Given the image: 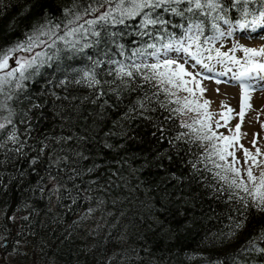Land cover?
<instances>
[{"label": "snow or ice", "instance_id": "6c2138e0", "mask_svg": "<svg viewBox=\"0 0 264 264\" xmlns=\"http://www.w3.org/2000/svg\"><path fill=\"white\" fill-rule=\"evenodd\" d=\"M60 11V18L46 13L44 21L34 24L22 39L0 47V153L8 159L26 155L33 129L28 113L17 112L14 105L23 97L31 108L41 107L32 103L29 84L43 69L59 66L63 59L83 57L87 63L73 69L72 78L66 76L59 85L86 86L95 94L91 103L103 100L101 108L134 97L122 119L152 120V113H166L154 122L152 136L159 133V142L177 154L184 145L193 174L234 213L219 238H235L246 227L251 211L264 213V152L257 146L258 134L252 140L254 152L240 143L246 135L241 128L251 108V93L264 88V45L248 47L237 38L264 40V0H68ZM125 36L136 37L132 46L121 42ZM225 41L231 46L226 48ZM217 65L223 68L218 75L231 74L241 88L239 112L222 103L227 111L214 114L211 101L203 98L202 81L215 79ZM105 97H113L116 104ZM215 115L220 119H214ZM237 117L234 128L229 127ZM57 140L82 143L84 138L73 134ZM47 147L41 142L38 152L44 154ZM69 151L88 159L82 152ZM237 151L242 152L243 162ZM63 160L67 162L68 157ZM39 161L37 155L29 163L34 167ZM94 167L87 171L93 172ZM71 171L68 180L74 181L80 173ZM50 191L70 190L56 184ZM7 218L16 219L15 215ZM6 245L7 237L0 236V247ZM118 257V253L107 256L103 264H116ZM209 264H264V228L228 257Z\"/></svg>", "mask_w": 264, "mask_h": 264}, {"label": "trees", "instance_id": "16d2710c", "mask_svg": "<svg viewBox=\"0 0 264 264\" xmlns=\"http://www.w3.org/2000/svg\"><path fill=\"white\" fill-rule=\"evenodd\" d=\"M67 3L0 0V47L22 39L46 13L60 18ZM133 39L125 36L121 42L132 46ZM85 63L83 57L63 59L43 69L27 89L32 103L41 107L31 108L23 97L14 105L28 113L33 131L25 156L8 159L0 153L5 161L0 164V236L8 241L0 247V264H103L114 253L119 254L116 264L121 259L124 264H209L264 228V213L253 210L235 238H219L234 213L193 174L184 145L177 154L159 142V133L152 136L154 122L166 113H152V120L122 119L134 97L101 108L103 100L91 103L95 94L86 86L59 85ZM105 99L116 104L113 97ZM73 134L84 141L57 140ZM41 142L48 145L42 155ZM37 155L40 161L33 167L29 161ZM72 169L80 175L69 181ZM56 184L70 191L53 194ZM13 215L16 219L8 220Z\"/></svg>", "mask_w": 264, "mask_h": 264}, {"label": "rangeland", "instance_id": "374dc122", "mask_svg": "<svg viewBox=\"0 0 264 264\" xmlns=\"http://www.w3.org/2000/svg\"><path fill=\"white\" fill-rule=\"evenodd\" d=\"M237 38L239 39L240 43L248 47H260L264 45V40H261L259 38ZM224 43L226 48L231 46L228 41H225ZM237 55L240 56L242 55V53L238 52ZM222 70V66L217 65L216 73L212 74L215 76V79H205L202 81V86L206 89L203 98L209 99L211 101L210 111L214 114L227 111L226 107H221L222 103L227 107L235 109L236 112H239L242 96L241 88L239 87L237 82L232 80L231 74H228L227 76L218 75V73ZM216 80H219L221 82L216 83ZM224 81H227V83H225ZM216 89H219V92H217ZM250 103L251 108L246 110V115L244 117L241 128V132L245 133L246 135L241 137L240 143L254 152L255 148L252 145V140L254 138V134H258L257 146L261 148L262 152H264V127H262V124H264V88H258L251 93ZM214 119H220L219 115H215ZM238 119L239 118L237 117L236 119L231 120L229 127L234 128V125L238 122ZM221 123H223V120H221ZM219 131L228 134L227 129L225 128H221L219 129ZM236 156L241 160V162H243V154L241 151H237Z\"/></svg>", "mask_w": 264, "mask_h": 264}]
</instances>
